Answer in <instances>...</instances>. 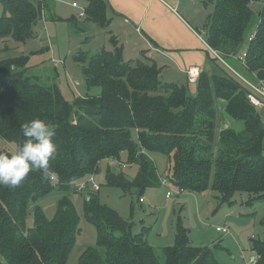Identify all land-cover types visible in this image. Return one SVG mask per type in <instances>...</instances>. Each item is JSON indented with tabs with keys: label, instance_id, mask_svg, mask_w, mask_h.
<instances>
[{
	"label": "trees",
	"instance_id": "16d2710c",
	"mask_svg": "<svg viewBox=\"0 0 264 264\" xmlns=\"http://www.w3.org/2000/svg\"><path fill=\"white\" fill-rule=\"evenodd\" d=\"M256 1L216 0L204 39L229 66L218 57L219 62L211 60L214 67L200 73L195 94L191 83L162 81L156 61L126 60L114 35L112 49L93 55L80 50L74 55L83 64L88 87L101 88L99 96L69 101L55 73H30L27 55L0 58V136L14 142L18 151L26 140L22 126L43 119L54 129L58 148L51 162L55 178L45 179L41 171H32L18 187L0 186V264H67L81 231L78 210L64 195L49 218L38 200L54 189L77 192L78 181L96 173L103 160L123 161V153L127 163L137 165L136 175L109 168L106 184L125 192L143 193L161 183L149 155L161 153L173 161L169 179L181 191L203 192L212 187L222 201L230 203L237 192L252 194L250 202L264 199L260 111L264 107H257L250 95L263 102L264 96L243 79L264 85V6L255 12ZM0 3V39L18 42L31 39L39 20L53 9L52 0ZM110 9L108 0H86L85 16L66 21L77 34H85L92 25L109 28ZM51 18L58 16L52 13ZM246 42L247 49L243 48ZM243 53L245 63L240 59ZM218 98L225 101L227 116L243 127H222L216 142ZM0 153L14 154L6 149ZM99 191L84 199L85 216L96 227L97 241L82 252L78 264H221L212 247L192 243L190 230L181 221L174 243L160 249L161 259L159 249L147 240V228L134 233L132 221L104 203ZM31 210L34 224L28 226ZM254 252L259 255L256 264H264V240L254 241Z\"/></svg>",
	"mask_w": 264,
	"mask_h": 264
},
{
	"label": "rangeland",
	"instance_id": "374dc122",
	"mask_svg": "<svg viewBox=\"0 0 264 264\" xmlns=\"http://www.w3.org/2000/svg\"><path fill=\"white\" fill-rule=\"evenodd\" d=\"M73 1H76L80 7L86 5V0H55L58 19L50 20L45 15L42 16L35 27L34 36L27 42L0 39V58L20 54L27 55L30 73L41 75L55 73L60 88L69 101L87 95L99 96L102 91L99 86L88 87L83 74V64L76 61L74 55L80 50L88 51L93 55L102 49L110 50L114 47L112 26L100 28L93 25L91 28L96 32L90 36L88 41L86 33L77 34L74 31L66 21L72 16H78V9L72 7ZM215 3L216 0L188 1L187 8L193 15L191 22L195 25L196 22L198 23L199 33L203 37L206 36V24L214 13ZM263 6L264 0H258L253 9L258 13ZM2 15L3 7L0 3V16ZM119 23L121 21H117L113 26L116 29L123 28L127 31L120 39L125 44V48H123L125 59H141L149 63L156 61L157 58L153 54L148 51L144 52L141 47L133 49V40L131 39L138 34L134 31L133 26L131 32L129 26ZM118 42H120L119 39ZM247 47L248 42L244 44L243 48L247 49ZM234 68L238 69L236 66ZM174 71L175 68L171 66L168 69L163 67L160 73L161 80L186 85V80L179 78L175 73L173 77H168V73ZM189 85L191 92L195 94L196 86L194 87L192 83ZM216 106L218 110L216 142H218L222 127L230 126L241 129L243 123L227 116L224 110V100L216 99ZM260 111L264 116V109ZM222 117H225L224 122H221ZM133 139L138 142L136 132L133 133ZM215 147L216 150L217 146ZM0 149L17 152L15 143L9 142L1 136ZM149 155L157 165L160 178L168 180V186L159 183L156 186L148 187L143 193H139L137 190L125 192L120 187L106 184L109 168L115 171L123 170L129 177H134L137 173V165L129 164L127 167H122L118 165L119 161L116 159L103 160L96 173L87 175L78 183L85 182L93 176L95 182L101 186L99 191L101 200L124 218L132 221L134 233H139L146 227L147 240L152 246L159 249L161 259H163V254L160 249L174 243L177 225L181 221L190 230L192 243L212 247L221 264H244V260L242 261L240 258L243 251L248 255L252 254L254 241L264 240V199L250 202L249 197L252 194L237 192L232 198L233 203H230L222 201L219 193L212 187L203 192L182 191L168 197V191L179 190L169 179L173 161L165 154L149 153ZM122 160L123 162L127 161L126 153H123ZM88 188L89 190L84 189L83 192L54 189L37 202L49 218L54 216L58 200L64 195L72 200L78 210L81 218V231L67 264H78L82 252L87 247L96 245V227L87 220L84 212V199L90 192H93L91 185ZM27 224L28 226L34 224L33 210L29 213ZM218 226L228 228L230 233L225 234L218 231Z\"/></svg>",
	"mask_w": 264,
	"mask_h": 264
},
{
	"label": "crops",
	"instance_id": "0c3cea01",
	"mask_svg": "<svg viewBox=\"0 0 264 264\" xmlns=\"http://www.w3.org/2000/svg\"><path fill=\"white\" fill-rule=\"evenodd\" d=\"M52 1V13L58 16L56 2L55 0ZM108 1L111 5L109 10L110 26L113 28V35L117 40L119 39V44L125 48V44L120 39L123 33H127V31L123 28L116 29L113 25L117 21L129 26L131 32L132 26L134 27V31L138 35L131 39L133 40V49L141 47L144 52L148 51L153 54L157 58L156 63L160 69L163 67L168 69L170 66L175 68L174 72L168 73V77H173L175 73L179 78L186 80V83H192L195 87L198 79L191 81L188 69L198 67L200 73L203 70L211 71L214 67V62L211 60L218 61L204 37L199 33L198 23L196 22L195 25L191 22L193 15L189 13V8H187L188 1L191 2V0ZM85 6L75 7L72 4L73 8L78 9V16L74 17L81 20L85 14L79 15V13L81 8H85ZM52 13H47L46 18L52 20ZM92 26L88 30L86 29L87 36L96 32L91 28ZM126 41L128 40L126 39Z\"/></svg>",
	"mask_w": 264,
	"mask_h": 264
},
{
	"label": "clouds",
	"instance_id": "9594fccd",
	"mask_svg": "<svg viewBox=\"0 0 264 264\" xmlns=\"http://www.w3.org/2000/svg\"><path fill=\"white\" fill-rule=\"evenodd\" d=\"M25 142L14 154L0 153V186L18 187L32 171H41L45 179L55 178L51 162L58 155L54 129L43 119L22 126Z\"/></svg>",
	"mask_w": 264,
	"mask_h": 264
},
{
	"label": "built area",
	"instance_id": "2783aa9c",
	"mask_svg": "<svg viewBox=\"0 0 264 264\" xmlns=\"http://www.w3.org/2000/svg\"><path fill=\"white\" fill-rule=\"evenodd\" d=\"M72 4L75 7L79 6L77 2H73ZM84 14H85V8H81V11H80L79 15H84ZM253 37H254V33L250 35L249 39H252ZM209 48L213 51V53L216 55V57H218L220 60H222L224 63H226L228 65V63L224 60V58L220 55V53L217 50H214L210 46H209ZM245 57H246V53H243L241 55V57H240V59L243 60V63H245ZM230 68L233 69L231 66H230ZM188 75H189V78H190L191 81L197 80L199 75H200L199 68L198 67H190L188 69ZM243 79L248 84H250L258 93H260L261 95L264 96V85L262 87H258L257 85L253 84L252 82H250L249 80L245 79L244 77H243ZM250 99L257 107H260V108L264 107V102L258 96L250 95ZM118 165L122 166V167H127V166H129V163L123 162V161H119ZM161 183L168 186V180L166 178H162L161 179ZM89 185L92 186V191H98L101 188V186L98 183L95 182L94 177L91 176L87 181H85V182L82 181V182L77 183V185H76L77 191L78 192H83L84 189L89 190V188H88ZM180 192H182L180 189L178 191H176V190L168 191L167 192V196L169 197L173 193L176 194V193H180ZM141 201H143L142 198H141ZM217 230L220 231V232H223L225 234L230 233V230H228V228H226V227L218 226ZM240 258L242 259V261L244 260V264H256L257 261L259 260V255L257 253H255V252H252V254L248 255V254H246L243 251V253L241 254Z\"/></svg>",
	"mask_w": 264,
	"mask_h": 264
}]
</instances>
